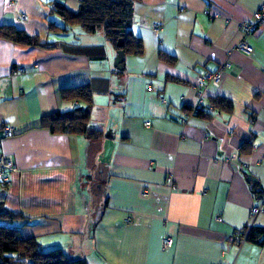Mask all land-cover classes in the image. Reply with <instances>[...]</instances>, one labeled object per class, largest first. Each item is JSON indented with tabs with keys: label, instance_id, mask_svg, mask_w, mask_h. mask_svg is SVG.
<instances>
[{
	"label": "crops",
	"instance_id": "crops-1",
	"mask_svg": "<svg viewBox=\"0 0 264 264\" xmlns=\"http://www.w3.org/2000/svg\"><path fill=\"white\" fill-rule=\"evenodd\" d=\"M52 1L0 0V26L57 44L0 37V152L15 164L0 201L21 215V236L88 264H264V245L232 239L256 202L252 184L264 194V23L248 37L250 54L234 49L239 23L262 0L135 1L141 52L126 54L120 70L103 31L66 26ZM54 1L71 11L80 3ZM225 62L219 85L203 88L205 112L181 123L178 112L198 102L197 73ZM81 85L101 135L43 127L42 116L80 104L60 91ZM215 98L230 108L213 107Z\"/></svg>",
	"mask_w": 264,
	"mask_h": 264
},
{
	"label": "trees",
	"instance_id": "trees-1",
	"mask_svg": "<svg viewBox=\"0 0 264 264\" xmlns=\"http://www.w3.org/2000/svg\"><path fill=\"white\" fill-rule=\"evenodd\" d=\"M135 1L138 0H80L77 11H71L54 1L53 9L66 26H77L86 34H93L101 29L116 50L122 48L125 54L139 53L141 44L131 31L132 7ZM0 37L21 44L48 48L57 45L56 42L41 43L36 36H30L11 25L0 26ZM120 38L123 45L118 47L116 43ZM159 58L166 62L174 60L165 53H159ZM60 95L64 101H77L80 104L71 110H57L42 116L41 125L55 133H72L90 139L98 138L101 130L90 124V109L93 101L90 87L81 85L64 88L60 91ZM210 102L215 108L231 106L222 98H215ZM203 112L205 109L202 106L197 114ZM252 191L255 200L263 196L254 184ZM20 218L21 215L10 211L0 201V264H88L85 259L68 257L60 248L43 251L35 237H22L19 228L15 225V221ZM247 241L263 246L264 226L251 227Z\"/></svg>",
	"mask_w": 264,
	"mask_h": 264
},
{
	"label": "built area",
	"instance_id": "built-area-1",
	"mask_svg": "<svg viewBox=\"0 0 264 264\" xmlns=\"http://www.w3.org/2000/svg\"><path fill=\"white\" fill-rule=\"evenodd\" d=\"M50 7H54V1L50 2ZM22 19L25 16L22 14L20 16ZM264 23V0H262L258 9L254 11L252 19L247 21H242L239 23V28L241 31V38L235 44L234 49L239 50L245 54H250L252 52V46L248 42V37L252 35L256 29ZM152 28L154 32L158 33L161 30V27L157 24H153ZM230 67L229 62L222 63L216 71L203 70L195 76V82L192 85V88H195L198 94V102L189 107H185L178 112L177 119L181 123H186L188 119L198 113L202 109V95L203 88L207 83H211L214 86H218L222 78V73L225 69ZM22 68H18L16 72H21ZM162 99V97H160ZM145 126L149 125V122L144 123ZM2 131L5 135L12 133V128L4 126ZM226 160H238L237 154H231ZM15 170V164L9 154L0 152V186L6 187L9 183V173ZM171 180V176L168 177ZM260 213H264V194L263 196L256 200L254 205L250 208L249 212V221L244 227L236 229L232 235V239L241 247L245 242H247V236L251 227L255 225L256 217ZM217 221L221 220L220 216L216 217ZM127 222L130 221V218L126 219ZM171 238L169 236H164L162 238V246L168 247L171 245Z\"/></svg>",
	"mask_w": 264,
	"mask_h": 264
},
{
	"label": "water",
	"instance_id": "water-1",
	"mask_svg": "<svg viewBox=\"0 0 264 264\" xmlns=\"http://www.w3.org/2000/svg\"><path fill=\"white\" fill-rule=\"evenodd\" d=\"M116 45H117L118 47H121V46L123 45V41H122L121 38L117 41ZM125 55H126V54H125V52H124V50H123L122 48H119V49L117 50V52H116V56H115V59H114V66H115L117 69H119V70L123 68L122 61L124 60ZM79 108H80V107H79Z\"/></svg>",
	"mask_w": 264,
	"mask_h": 264
}]
</instances>
